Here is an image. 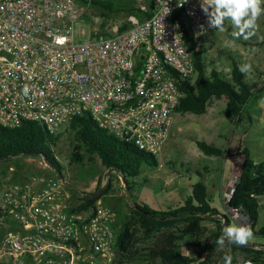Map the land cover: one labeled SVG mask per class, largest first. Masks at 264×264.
<instances>
[{"label": "built area", "instance_id": "built-area-1", "mask_svg": "<svg viewBox=\"0 0 264 264\" xmlns=\"http://www.w3.org/2000/svg\"><path fill=\"white\" fill-rule=\"evenodd\" d=\"M93 1L0 0V127L36 122L58 134L90 115L158 155L183 97L178 84L196 77L185 35L203 39L212 28L200 0H132L143 14L153 1L152 16L131 14L126 30L87 38L80 24ZM37 181L0 188V264H116V212L100 204L76 211L63 180Z\"/></svg>", "mask_w": 264, "mask_h": 264}, {"label": "trees", "instance_id": "trees-1", "mask_svg": "<svg viewBox=\"0 0 264 264\" xmlns=\"http://www.w3.org/2000/svg\"><path fill=\"white\" fill-rule=\"evenodd\" d=\"M76 1L79 4L88 3V0ZM115 2L116 0H94L92 6L102 10L104 17H108L115 13ZM128 5L130 15L136 14L141 20L150 18L154 12L153 1H149L150 12L147 14L137 10L132 0ZM178 17L186 27V20L180 14ZM127 28L128 23L119 30ZM185 43L195 59L196 77L179 82L183 97L176 113L202 116L207 113L214 99L227 100L225 115L234 124L236 143H231L227 149L204 140H196V143L207 156L243 158L242 174L234 186L235 192L228 201L227 209L228 212L246 216L247 224L254 233L253 238L264 241V227L259 226V198L264 197V164L256 163L251 150L242 145L244 136L253 124L251 105L263 98L264 83H250L246 75L239 71L240 65L236 61L232 62L228 76L218 70L208 74L203 39L192 38L186 33ZM68 129L74 133L76 142L71 164L93 162L98 158L109 172L120 174L132 196L130 180L139 178L145 165L155 168L159 166L156 155L143 152L134 144L120 141L108 134L98 127L90 115L74 118ZM62 138L63 133L51 134L36 122H25L18 128L0 127V163L20 157L43 158L63 175L62 165L55 152ZM144 182L147 183V180ZM110 189L111 184L108 182L98 199L86 198L95 194H85L76 211L94 206ZM133 204L129 219L116 236V264H224L225 255L232 257V264H239L240 255L245 261L264 264V244L237 246L228 241H225L223 247L216 244V240L222 235V227L230 225L231 219L228 215H222V222L215 220L221 214L213 207L208 187L203 182L193 184L191 196L183 205L173 209L160 211L134 200ZM205 222L218 224L217 230L210 236H205ZM186 247L196 250L197 256L187 255L184 251Z\"/></svg>", "mask_w": 264, "mask_h": 264}, {"label": "rangeland", "instance_id": "rangeland-1", "mask_svg": "<svg viewBox=\"0 0 264 264\" xmlns=\"http://www.w3.org/2000/svg\"><path fill=\"white\" fill-rule=\"evenodd\" d=\"M129 1L117 0L115 2V13L109 14L108 17H104L102 10L94 6L89 7L80 24V30L86 33L87 38L104 32L114 33L119 27L128 22V17L130 16ZM80 5L85 6L87 4L80 3ZM257 24L256 34L249 40L233 38L231 35L233 29L228 21H225V31L220 32L212 29L207 33L203 38V43L208 74L213 70L217 71L219 69L218 71L221 70L220 72L224 75H230L231 71L228 67L232 69V62L234 60L244 61V57L242 59L239 52L244 53L248 50L253 51L254 54H261L264 15L258 19ZM254 72L262 74L263 68L256 67L255 69L252 67L250 75L253 76ZM224 102L218 103L220 106L218 108V119L217 99L211 102L207 113L202 116L179 113L174 115L175 123H173L171 136L159 154L156 155L159 166L155 168L145 165L141 176L130 180L133 187V196L128 191L120 174L115 171L109 172L102 166L98 158L93 162L86 161L83 164H71V156L76 142L74 141V133L69 129L61 132L63 133V138L55 148L58 160L62 165L63 175L51 168L43 158H15L0 163V188L6 185H24L33 178L38 180V187H42L45 181L54 177H62L65 181L64 189L69 196L68 203L76 209L81 204L85 194L96 195L101 191L100 197L104 193L103 187L110 182V191L101 197L96 204L103 205L116 212L117 219L113 230L117 236L132 213L134 208L133 200L137 201V198L140 199L142 197L143 200L148 201L152 208L166 211L184 204L187 200V195L191 193V183L203 182L208 186L213 207L220 209L219 213L221 215H218L215 220L222 222V214H224L230 217V224H247L246 216L238 212H228V203L222 204L220 199L221 191L218 181L227 171L223 161L224 157L207 156L198 148L196 143V140H204L226 149L231 143H233L232 145L236 143L234 126L232 121L226 117L223 109L225 106ZM260 115L259 119H262ZM263 134L264 131L260 122L257 119H253V130L248 132V136L243 142L250 148L254 160L258 163H262V155H264L262 149L257 146L258 141L264 146ZM145 180H147V183L144 182ZM215 181L216 189L211 185ZM237 181L233 177V183L231 187L225 189V193L228 194ZM262 202L264 200L260 199V227H264ZM89 208L83 209V212L87 213ZM203 225L205 236H210L218 227L215 222H205ZM249 244L262 245L263 241L253 238ZM184 251L187 255L197 256L196 250L191 247H186ZM244 262H246L244 257L240 255L239 264Z\"/></svg>", "mask_w": 264, "mask_h": 264}, {"label": "clouds", "instance_id": "clouds-1", "mask_svg": "<svg viewBox=\"0 0 264 264\" xmlns=\"http://www.w3.org/2000/svg\"><path fill=\"white\" fill-rule=\"evenodd\" d=\"M185 2L186 0H183V3ZM183 3L178 6H182ZM199 6L207 18L209 28L223 32L226 30L225 21H228L233 29L231 35L235 39L252 38L258 29V19L264 15V0H200ZM201 29L203 30V25ZM200 34H203V31L197 33ZM239 71L247 75L252 71V65L241 64ZM28 91V87L25 86L24 93L27 94ZM253 237L254 233L249 224L232 223L223 228L216 244L223 247L225 241H228L237 246H247ZM224 264H232L230 255L224 256Z\"/></svg>", "mask_w": 264, "mask_h": 264}, {"label": "crops", "instance_id": "crops-1", "mask_svg": "<svg viewBox=\"0 0 264 264\" xmlns=\"http://www.w3.org/2000/svg\"><path fill=\"white\" fill-rule=\"evenodd\" d=\"M261 43H262V52H261V54H254L253 51H248L247 50L244 53L243 52H239V54L242 57V59L244 57V61L245 62L244 61H236V60H234V61L238 62L239 65L244 64V63H249L255 69H256V67H262L263 68V73L262 74H258L257 72H254L253 76H251L250 73H248L246 75L247 80L250 83H254V82H263L264 83V32L262 33ZM250 46H251V44H250ZM236 53H238V52H236ZM228 69L231 71L230 67H228ZM256 71H258V70H256ZM222 101L223 102L225 101L224 102L225 106H224L223 109H224V111H226V105H227V100L226 99L217 100V109L220 107L218 105V103L219 102H222ZM250 114L252 116V119H257L260 122L261 128L264 131V96H263V98L257 100L256 102H254L251 105ZM218 115H219V109H218V112H217V119H218ZM259 115L262 117V119H259ZM174 123H175V117H174ZM233 126H234V124H233ZM252 130H253V124L251 125L249 132L252 131ZM247 136H248V133L244 136L243 142L245 141V139L247 138ZM263 136H264V134H263ZM243 142H242V145L244 147H248ZM257 146H258V148L260 147L262 149V151L264 152V146H262V144L260 143V141L257 142ZM221 148L226 149L225 147H221ZM252 157H253V154H252ZM262 157H263V160L261 161L262 162L261 164H264V155H262ZM253 160H254V158H253ZM223 161L225 163V170H227L228 172L225 171L223 177H221V179L218 181V186L220 187L219 189L221 191V193H220V197L221 198L220 199L222 201V204H226V202L228 203V198H227V193H225V189L228 188V187H231V185L233 183V177L236 178V180H238V178L242 174V168H243L244 160L241 157L240 158H228V157H224L223 158ZM255 162L258 163L257 161H255ZM191 184L193 185L195 183H191ZM192 185H191V193H192ZM211 185H212L213 188L216 189V181L215 182H212ZM208 191H209V189H208ZM191 193H190V195H187V196L188 197L191 196ZM141 198L140 199L137 198V202L138 203H140V204L144 203V204L149 205V203H148L147 200L145 201V200H143V198L142 199ZM260 199L264 200V197L259 198V200ZM259 205H260V208H261V203H259ZM262 207L264 208V202H262ZM214 208H216V207H214ZM216 209L218 211H220L219 208H216ZM222 215H224V214H222ZM259 240H261V239H259ZM263 244H264V241H263Z\"/></svg>", "mask_w": 264, "mask_h": 264}, {"label": "water", "instance_id": "water-1", "mask_svg": "<svg viewBox=\"0 0 264 264\" xmlns=\"http://www.w3.org/2000/svg\"><path fill=\"white\" fill-rule=\"evenodd\" d=\"M51 167V166H50ZM51 168H53V167H51ZM61 180H63V182H65L64 181V179L62 178V177H59ZM101 194V191L100 192H98L96 195H94V196H86V198H92V199H97L98 197H99V195ZM137 210H139V211H141V209H137ZM223 228L224 227H222V230H223Z\"/></svg>", "mask_w": 264, "mask_h": 264}]
</instances>
